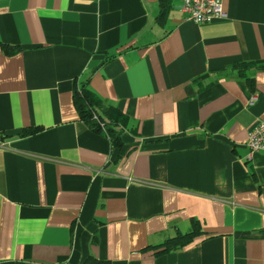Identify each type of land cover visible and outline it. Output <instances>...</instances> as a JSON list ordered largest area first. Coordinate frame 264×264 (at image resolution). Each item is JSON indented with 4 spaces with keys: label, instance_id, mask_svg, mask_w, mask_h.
<instances>
[{
    "label": "crops",
    "instance_id": "1",
    "mask_svg": "<svg viewBox=\"0 0 264 264\" xmlns=\"http://www.w3.org/2000/svg\"><path fill=\"white\" fill-rule=\"evenodd\" d=\"M222 3L0 0V264H264V0ZM78 88L126 117L121 145Z\"/></svg>",
    "mask_w": 264,
    "mask_h": 264
},
{
    "label": "trees",
    "instance_id": "2",
    "mask_svg": "<svg viewBox=\"0 0 264 264\" xmlns=\"http://www.w3.org/2000/svg\"><path fill=\"white\" fill-rule=\"evenodd\" d=\"M74 103L81 119L89 123L90 127L100 132L104 129L105 134L109 137L114 145H121L120 138L122 129L126 126L127 119L118 109L109 106L104 107L102 101L84 88H78L74 92ZM101 110V114L99 111ZM94 115L96 116L94 118ZM98 119V120H97ZM39 130L38 127L23 128L19 135L27 136ZM197 229L187 232L179 237L172 238L167 242L166 247H182L193 240ZM82 264H110L107 260H98L88 258Z\"/></svg>",
    "mask_w": 264,
    "mask_h": 264
},
{
    "label": "built area",
    "instance_id": "3",
    "mask_svg": "<svg viewBox=\"0 0 264 264\" xmlns=\"http://www.w3.org/2000/svg\"><path fill=\"white\" fill-rule=\"evenodd\" d=\"M181 11L185 19L196 23L226 16L222 0H181ZM245 145L250 152L264 153V121L258 120L248 131Z\"/></svg>",
    "mask_w": 264,
    "mask_h": 264
}]
</instances>
